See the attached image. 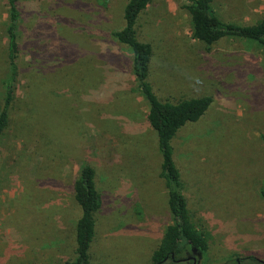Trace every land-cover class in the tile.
<instances>
[{"label": "rangeland", "instance_id": "rangeland-1", "mask_svg": "<svg viewBox=\"0 0 264 264\" xmlns=\"http://www.w3.org/2000/svg\"><path fill=\"white\" fill-rule=\"evenodd\" d=\"M127 2L18 3L19 75L0 137V264L74 257L79 210L72 186L83 165L95 170L101 196L91 262L149 264L171 223L148 105L135 90L130 52L110 37L124 26ZM185 5L152 0L138 35L153 45L149 82L161 101L213 99L200 122L173 141L182 193L209 238L195 264H264V51L233 38L207 49L192 38ZM211 6L237 25L264 15V0ZM8 12L0 0V109L9 75Z\"/></svg>", "mask_w": 264, "mask_h": 264}, {"label": "trees", "instance_id": "trees-1", "mask_svg": "<svg viewBox=\"0 0 264 264\" xmlns=\"http://www.w3.org/2000/svg\"><path fill=\"white\" fill-rule=\"evenodd\" d=\"M9 10L7 27V64L9 75L4 82V96L0 109V137L10 124V110L15 99L18 79L16 38L20 12V0H5ZM152 0H128L123 11L124 26L110 33V37L127 48L131 55V74L136 92L147 102L146 122L156 135L160 157L159 177L167 195V208L171 223L163 231L161 239L150 256L149 264L181 262L188 257H202L208 250V235L198 229L184 197L181 172L175 160L173 141L184 128L195 125L208 112L213 99L209 95L191 97L177 102L161 101L149 82L154 48L150 42L142 41L138 35L141 14ZM212 0H186L184 6L190 21L191 36L207 49L224 38L247 40L258 44L264 51V15L254 24L237 25L220 19L213 11ZM264 139V138H263ZM96 172L83 165L74 180L73 200L79 217L73 230L72 259L60 264H95L90 259V248L95 237L96 214L101 208V196L95 182ZM264 200V182L259 188ZM256 263L257 259L248 258Z\"/></svg>", "mask_w": 264, "mask_h": 264}, {"label": "flooded vegetation", "instance_id": "flooded-vegetation-1", "mask_svg": "<svg viewBox=\"0 0 264 264\" xmlns=\"http://www.w3.org/2000/svg\"><path fill=\"white\" fill-rule=\"evenodd\" d=\"M184 261L189 262L190 264H195L196 259L193 257H188V258L186 257V258L182 259L181 262H184ZM175 262H178V261H175ZM181 262H178V263H181ZM237 263L240 264L239 261H237Z\"/></svg>", "mask_w": 264, "mask_h": 264}]
</instances>
